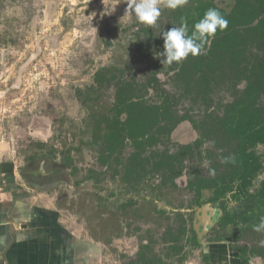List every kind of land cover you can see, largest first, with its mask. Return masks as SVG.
Masks as SVG:
<instances>
[{
    "label": "rangeland",
    "instance_id": "374dc122",
    "mask_svg": "<svg viewBox=\"0 0 264 264\" xmlns=\"http://www.w3.org/2000/svg\"><path fill=\"white\" fill-rule=\"evenodd\" d=\"M127 2L0 0V152L15 162L22 184L18 193H33L55 204L57 216L102 244L116 264H144L142 258L146 262L156 255L162 264H185L200 258L204 245L215 240L226 241L238 254L243 249L259 250L264 232L253 230L259 222L218 226L198 240L194 219L209 204L220 215L223 207L231 214L253 207L258 220L264 215V204L239 203L231 195L214 202L209 200L214 191L203 189L204 202L194 206L197 195L188 185L196 169L203 179L227 174L214 163L229 146L220 138L211 113L223 115L233 94L242 92L246 84L233 87L234 81L227 80L236 75L226 57L212 63L219 68L218 81L206 99L195 84L188 90L174 78L175 72L167 71L169 65L161 63L158 46L142 49L140 44L145 40L154 44L147 39L167 26L173 10L161 0V15L155 25L148 26L129 18ZM159 67L160 88L171 100V110L184 121L171 132L170 144L160 138V128L151 129L150 136L155 133L158 140L149 148L160 151L168 146L175 153L181 145L200 142L193 160L185 163L194 169L187 167L174 178L176 186L171 181L163 184L160 169L148 168L147 174L135 165L130 159L135 153L130 140L108 153L93 132L111 109L118 82H133L138 85L135 94L145 95L143 86ZM154 92L148 90L147 98L156 99ZM168 118L161 116L160 123H170ZM256 152L264 166V146ZM32 165H36L34 171L29 170ZM263 179L264 171L253 182L252 192ZM183 221L190 231L176 245L171 241Z\"/></svg>",
    "mask_w": 264,
    "mask_h": 264
},
{
    "label": "trees",
    "instance_id": "16d2710c",
    "mask_svg": "<svg viewBox=\"0 0 264 264\" xmlns=\"http://www.w3.org/2000/svg\"><path fill=\"white\" fill-rule=\"evenodd\" d=\"M209 8L220 11L228 21L227 27L217 30L215 36L210 38V47L206 45L203 54L190 55L181 63L174 62L167 67V71L175 72L174 78L182 82L188 90L195 84L203 98L206 99V96L212 93V84H217L218 81L216 77L219 68L215 69L212 63L229 57L231 62L228 65L229 69L235 73L236 77H229L227 80L234 81L233 87L241 82L246 85L242 92L236 90L233 100L226 105L228 109L223 115L211 113V116L215 117L212 121L221 134L220 138L228 144L225 146H229L227 153L224 150L214 163L218 167L223 166L227 174L203 179L197 175L198 170H194L192 173L196 177L188 182L189 187L194 188L197 195L193 205L200 206L204 202L201 200L203 189L214 191L210 201H224L231 195V199L239 203L252 204L255 202L263 205L264 179L257 191L252 192L251 189L258 174L264 171L263 163L256 152L259 146H264V0H194L187 7L173 10L169 23L163 30L167 31L179 25L181 17H185L189 34H191L195 22L202 18ZM161 32L147 39L154 40V44H148L146 40L141 42L142 49L143 46L148 49L158 46L161 50L158 49L157 52L163 51ZM158 71L161 72L160 67L147 78L143 86L145 95L135 94L138 85L133 82H118L115 101L108 113L96 123L93 132L97 137L95 140L101 139V146H104L103 150L108 153L119 146L123 147L124 143L130 140L135 150V153L130 156L131 161L133 160L134 164L139 165L147 174L149 173L148 168L154 171L160 169L164 173L162 175L163 184L171 181L172 185L176 186L173 182L174 178L179 177L187 167L194 169L185 163L193 160L200 142L181 145L175 153H170L168 146L160 151L149 148L158 140L155 133L150 136L151 129L159 130L160 128V138H165L166 143L170 144L172 143L171 132L184 121L179 120L177 111L171 110L172 102L164 95L165 90L160 88ZM148 90L155 91L157 98H147ZM160 96L163 98L162 102H160ZM163 115L169 117L170 123L166 125L160 123L159 118ZM186 116L189 120L192 119L188 113ZM165 141L161 144L165 145ZM151 143L152 145L149 146ZM232 157H234V162H223L225 158ZM34 167L36 165L30 166L29 170L33 171ZM254 210L253 207H249L239 214H231L227 208L223 207L224 214L220 219L219 228L231 224L238 226V221L250 225L260 222V218L264 215L257 220L258 215ZM189 231L186 222H181V228L171 242L176 245L181 243ZM179 250L183 251L184 247L179 246ZM240 255L243 259L251 256L261 257L264 260V247L254 252L243 249ZM141 260L144 264H162V260L158 259L157 255L150 257L146 262L143 258Z\"/></svg>",
    "mask_w": 264,
    "mask_h": 264
},
{
    "label": "crops",
    "instance_id": "0c3cea01",
    "mask_svg": "<svg viewBox=\"0 0 264 264\" xmlns=\"http://www.w3.org/2000/svg\"><path fill=\"white\" fill-rule=\"evenodd\" d=\"M14 163L4 151L0 152V264H116L102 244L85 237L57 216L55 204L29 192L21 196L18 191L22 184ZM200 209L194 219L198 240L205 239V228L213 226L206 219L209 210ZM212 209H216L212 219L215 222L218 210ZM200 233L203 235L199 236ZM220 241L204 245L202 256L184 261L185 264H261L257 257L243 259L229 243Z\"/></svg>",
    "mask_w": 264,
    "mask_h": 264
},
{
    "label": "clouds",
    "instance_id": "9594fccd",
    "mask_svg": "<svg viewBox=\"0 0 264 264\" xmlns=\"http://www.w3.org/2000/svg\"><path fill=\"white\" fill-rule=\"evenodd\" d=\"M188 3V0H163L165 7L175 10ZM129 18H135L140 23L148 26L155 25L161 15V0H128L125 10ZM228 21L215 8L205 11L202 18L195 22L191 34H189L188 22L185 17H181L179 25L173 26L167 31H162L160 35L163 39V51L157 53V57H163L161 63L171 66L174 62L181 63L191 56H197L205 52V46L210 47L211 37H214L217 30L227 27ZM159 72V71H158ZM161 78L163 74L161 73ZM225 163L234 162V157L225 158ZM256 232H264V217L260 222L253 225ZM260 246L264 247V240L260 241ZM261 264H264V260Z\"/></svg>",
    "mask_w": 264,
    "mask_h": 264
},
{
    "label": "flooded vegetation",
    "instance_id": "af4514ba",
    "mask_svg": "<svg viewBox=\"0 0 264 264\" xmlns=\"http://www.w3.org/2000/svg\"><path fill=\"white\" fill-rule=\"evenodd\" d=\"M159 147H160V144H159ZM259 148V147H258ZM34 171V170H33ZM53 174H55V173H51L50 175H53ZM40 177H41V175H40ZM53 176H50V178H52ZM46 178H49V175H47V177ZM42 179V178H41ZM40 179V180H41ZM45 179V178H44ZM38 184H43L44 185V183L43 182H39ZM218 205V204H217ZM203 207V206H202ZM224 214V213H223ZM218 215H220V214H218ZM223 217V215L221 214L220 216H217V217H215V222L213 221V226H211V227H209L208 229H207V233L208 234H210V232H212L214 229H217L218 228V226H219V223H220V219Z\"/></svg>",
    "mask_w": 264,
    "mask_h": 264
},
{
    "label": "water",
    "instance_id": "95a60500",
    "mask_svg": "<svg viewBox=\"0 0 264 264\" xmlns=\"http://www.w3.org/2000/svg\"><path fill=\"white\" fill-rule=\"evenodd\" d=\"M42 166V165H41ZM206 209H208L209 210V212H210V215L208 216V218H207V221H209V225L210 224H212L213 223V213H214V211L216 212V209H212V208H210V205L209 204H206V205H204L200 210H201V212H203L204 210H206ZM213 219V220H212Z\"/></svg>",
    "mask_w": 264,
    "mask_h": 264
}]
</instances>
